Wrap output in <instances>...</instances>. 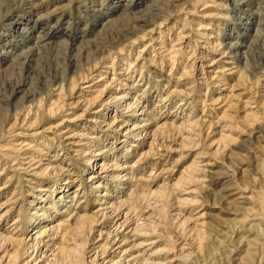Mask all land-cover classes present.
<instances>
[{"label": "rangeland", "instance_id": "374dc122", "mask_svg": "<svg viewBox=\"0 0 264 264\" xmlns=\"http://www.w3.org/2000/svg\"><path fill=\"white\" fill-rule=\"evenodd\" d=\"M0 264H264V0H0Z\"/></svg>", "mask_w": 264, "mask_h": 264}]
</instances>
